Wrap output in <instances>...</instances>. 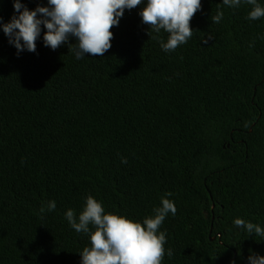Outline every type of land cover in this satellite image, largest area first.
Masks as SVG:
<instances>
[{"label": "trees", "instance_id": "1", "mask_svg": "<svg viewBox=\"0 0 264 264\" xmlns=\"http://www.w3.org/2000/svg\"><path fill=\"white\" fill-rule=\"evenodd\" d=\"M142 7L125 10L101 57L45 46L43 26L36 50L18 53L0 29V264H80L90 241L67 209L92 195L142 221L168 192L177 212L161 225L162 264L264 255V240L233 224L264 226V18L201 0L192 37L164 52ZM13 13L0 0L4 22ZM49 200L56 210L41 214Z\"/></svg>", "mask_w": 264, "mask_h": 264}, {"label": "clouds", "instance_id": "2", "mask_svg": "<svg viewBox=\"0 0 264 264\" xmlns=\"http://www.w3.org/2000/svg\"><path fill=\"white\" fill-rule=\"evenodd\" d=\"M222 3L232 9L249 5L247 19L264 18V4L259 0H222ZM138 5H143L139 15L142 23L149 25V36L155 33L152 38L158 40L161 49L173 52L192 37L190 21L201 9V0H47L33 9L22 0H13L14 13L8 22L0 17V29L18 53L36 50L43 26L45 46L55 50L67 43L77 60L89 55L101 57L111 48L114 35L111 29L119 25L126 9ZM223 15L218 10L213 22L219 23ZM162 31L168 34L166 40L160 35ZM73 38L74 43L70 42ZM121 162L127 163V159L122 158ZM171 195L168 192L162 196L154 214L142 221L107 212L103 202L92 195L85 198L79 214L67 209L64 216L69 226L76 233L87 235L90 241L79 252L80 264H162L166 232L161 225L169 214L175 216L177 212L175 202L168 198ZM56 207V201L49 200L40 213L55 211ZM233 224L248 236L264 240V226L240 217ZM167 255L173 256L172 249H167ZM246 264H264V255L250 253Z\"/></svg>", "mask_w": 264, "mask_h": 264}, {"label": "water", "instance_id": "3", "mask_svg": "<svg viewBox=\"0 0 264 264\" xmlns=\"http://www.w3.org/2000/svg\"><path fill=\"white\" fill-rule=\"evenodd\" d=\"M211 207L213 208V204L211 205ZM211 238H213V237H211Z\"/></svg>", "mask_w": 264, "mask_h": 264}]
</instances>
